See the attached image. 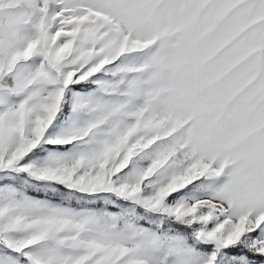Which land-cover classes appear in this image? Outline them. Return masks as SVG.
I'll list each match as a JSON object with an SVG mask.
<instances>
[{
  "label": "snow or ice",
  "instance_id": "obj_1",
  "mask_svg": "<svg viewBox=\"0 0 264 264\" xmlns=\"http://www.w3.org/2000/svg\"><path fill=\"white\" fill-rule=\"evenodd\" d=\"M0 264H264V0H0Z\"/></svg>",
  "mask_w": 264,
  "mask_h": 264
}]
</instances>
